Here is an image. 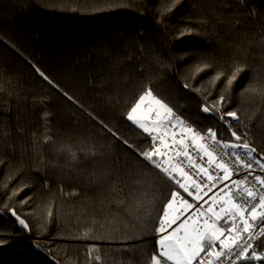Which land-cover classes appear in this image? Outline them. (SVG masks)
<instances>
[{"label": "trees", "instance_id": "trees-1", "mask_svg": "<svg viewBox=\"0 0 264 264\" xmlns=\"http://www.w3.org/2000/svg\"><path fill=\"white\" fill-rule=\"evenodd\" d=\"M171 2L0 0V239L8 241L0 245V264H86L90 245L99 246L101 257L91 264H148L157 247L159 210L174 190L123 143L126 139L140 149L150 144L123 113L150 78L154 94L197 131L213 129L222 142H234L231 130L243 135L247 126L256 157L264 155V98L240 95L249 81L264 84V0H182L158 23ZM185 25L197 31L177 38ZM200 61L212 67L193 75ZM234 62L247 68L226 93L223 111L236 110L239 123L202 111L215 104L226 82L221 78L213 86L209 78L217 69L230 72ZM160 72L164 75L156 78ZM39 97L47 99H34ZM45 135L55 145L41 143ZM88 143L104 154L95 159L80 154L71 163L56 151ZM22 183L26 186L13 195ZM113 197L126 202L118 208L110 203ZM137 201L154 209L151 216L137 220ZM112 216L127 230L128 240L80 238L92 217L111 221ZM114 226L106 222L99 232L107 234ZM254 248L264 256V237ZM247 264H264V259Z\"/></svg>", "mask_w": 264, "mask_h": 264}, {"label": "snow or ice", "instance_id": "snow-or-ice-1", "mask_svg": "<svg viewBox=\"0 0 264 264\" xmlns=\"http://www.w3.org/2000/svg\"><path fill=\"white\" fill-rule=\"evenodd\" d=\"M181 3L182 0H172L168 7L161 12L157 22H162L165 12L171 13ZM196 31V29L185 25L176 35L177 38H180ZM157 60L159 61V58ZM160 66L161 68L169 67L165 64ZM211 67L212 65L207 61L197 62L192 68L193 75ZM246 68V64L234 62L230 72L226 73L224 69H217L215 74L209 78L208 83L214 86L221 78H225V85L215 104L203 106L202 111L205 113L216 111L220 114L221 120L227 116L239 123L236 110L225 113L223 108L227 101L226 93ZM36 71L48 84L58 88V85L54 84L39 68H36ZM163 75V72L157 73L156 78ZM151 84V78L147 83L142 84L141 92L123 113L132 126L142 130V134H147L150 137L151 143L143 149L132 145L126 139L123 140V143L129 148H134L142 158V162H146L147 167L158 170L159 174L174 181L178 185V189H182L183 193H187L197 203L204 200V197L213 192V189L219 190L208 200H204V204L208 205L207 208H204L203 204L197 207L196 204L189 203L179 190L169 193V198L159 210L162 214L157 216L158 226L155 229L158 237L157 247L156 251L148 258V264H226L222 259L225 256H227L228 264H237V261L240 260L258 261L264 259V256L258 254L253 246L255 239L264 237V176L255 175L256 168L253 167L255 164L261 172H264V155H261L259 159L256 158L257 149L248 142L250 132L247 130V126L241 135L231 130L232 125L229 123L231 140L234 142H222L217 138V133L213 129H207L202 134L177 116L162 98L156 96ZM183 87L189 88L190 85L184 83ZM2 90L3 88L0 86V91ZM60 91L69 101L78 103L67 92H63L62 89ZM196 91H200V89L197 88ZM246 93L264 98V84L249 81L240 95L244 96ZM34 99L43 102L47 97ZM108 99L111 102L113 97L109 96ZM117 103H119L118 99ZM85 111L87 110L85 109ZM48 115V112H44L45 117ZM88 115L96 119L113 137L122 139L113 128L98 120L91 112H88ZM169 129L172 130L170 138ZM41 143L55 145V141L50 135H45ZM103 147L104 145H100V148ZM108 147L110 149L111 146ZM56 151L66 153L71 163L78 161L80 154H83L86 159H95L104 154L98 150L95 143H88L79 148L71 144L61 145ZM241 172L245 173L243 178L233 179L234 174ZM221 184L224 187H220ZM25 186L23 183L18 185L12 190V194L16 195ZM226 189L227 191H225ZM111 190L114 193L118 191L116 187ZM145 195L147 194L145 193ZM27 199L29 198L26 197L22 203ZM125 202L124 199L116 197L110 200V203L116 204L118 208ZM147 203L151 204L152 201L149 200ZM5 206L7 207V205ZM193 208L195 211L187 214L188 210ZM136 209L138 221L151 216L154 210L151 207L145 208L140 201H137ZM10 212L20 226L24 229L29 228V225L14 209H11ZM49 215L51 216V212ZM182 217L185 218L182 219ZM221 220L223 223H220ZM177 221L180 223L177 224ZM106 222L117 226L112 227L107 234L99 232ZM116 233L120 234L116 235ZM80 238L126 241L130 237L126 229L118 227L117 217L112 216L111 221L108 220V217H105L104 221H98L92 217L90 226L80 233ZM7 242L0 239V245ZM35 246L39 248V244ZM93 252L97 253L95 257H92ZM99 252V246H88L89 260L86 264H91L92 259L100 261ZM249 252H251L250 255ZM56 264H59V261Z\"/></svg>", "mask_w": 264, "mask_h": 264}, {"label": "built area", "instance_id": "built-area-1", "mask_svg": "<svg viewBox=\"0 0 264 264\" xmlns=\"http://www.w3.org/2000/svg\"><path fill=\"white\" fill-rule=\"evenodd\" d=\"M186 123H187V122H186ZM188 124H189V123H188ZM194 129H195V128H194ZM171 131H172L171 129L168 130L169 138L171 137ZM177 131H178V129H177ZM202 134H203V133H202ZM150 143H151V139H150ZM169 154H171V153H169ZM193 155H195V153H193ZM256 158H257V157H256ZM181 159H183V158L181 157ZM205 159H206V158H205ZM225 159L227 160L228 158L226 157ZM233 159H234V158H233ZM257 159H259V158H257ZM185 163H186V162H185ZM197 163H200V161H197ZM144 164L146 165V162H144ZM253 167L256 168L255 175H261V176H264V172H261V171L259 170V167H258L257 165L254 164ZM148 168H149L152 172H154L156 175H158L160 178H162L164 181H166V182H167V183L173 188L174 191L179 190V191L182 193V195H183L186 199H188L189 203L196 204L197 207H199L201 204H203L204 208H207L208 205H207V204H204V200H208V198H209L211 195H213L215 192H217V191L219 190V189H213V192L208 193V196H205V197H204V200H201V201H199V202L197 203L196 201H193L192 198L189 197V196L187 195V193H183V190H182V189H178V185H176L174 181H170V180H168L167 178H165V177L163 176V174H159L158 170L151 169L150 167H148ZM244 175H245L244 172H241V173H239V174H234L233 179H241V178H243ZM178 178H179V177H178ZM249 179H251V178H249ZM220 187H224V185L221 184ZM257 187H259V185H257ZM225 191H227V189H226ZM221 195H224V193H221ZM217 210H218V207H217ZM192 211H195V208L188 210V213H187V214H190ZM187 214H186V215H187ZM183 218H185V217H182V219H183ZM179 223H180V221H177V224H179ZM220 223H223V220H221ZM173 227H176V225H173ZM169 231H171V229H169ZM259 239H260V238L255 239V240L253 241V246H255V243H256L257 240H259ZM217 248H218V247H217ZM250 253H251V252H249V254H250ZM202 255H203V254H202ZM222 259L226 262V264H228L227 256H225V257L222 258ZM233 259H235V258L233 257ZM241 261H244V260L237 261V264L240 263Z\"/></svg>", "mask_w": 264, "mask_h": 264}, {"label": "water", "instance_id": "water-1", "mask_svg": "<svg viewBox=\"0 0 264 264\" xmlns=\"http://www.w3.org/2000/svg\"><path fill=\"white\" fill-rule=\"evenodd\" d=\"M251 262H253V260H248V261H242V262H240V263H238V264H247V263H251Z\"/></svg>", "mask_w": 264, "mask_h": 264}, {"label": "crops", "instance_id": "crops-1", "mask_svg": "<svg viewBox=\"0 0 264 264\" xmlns=\"http://www.w3.org/2000/svg\"><path fill=\"white\" fill-rule=\"evenodd\" d=\"M217 247H219L218 244H217Z\"/></svg>", "mask_w": 264, "mask_h": 264}, {"label": "rangeland", "instance_id": "rangeland-1", "mask_svg": "<svg viewBox=\"0 0 264 264\" xmlns=\"http://www.w3.org/2000/svg\"><path fill=\"white\" fill-rule=\"evenodd\" d=\"M142 131V130H141ZM242 262V261H241Z\"/></svg>", "mask_w": 264, "mask_h": 264}]
</instances>
